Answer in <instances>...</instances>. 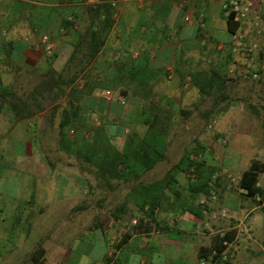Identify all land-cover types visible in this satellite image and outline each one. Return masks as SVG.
<instances>
[{"label":"crops","instance_id":"1","mask_svg":"<svg viewBox=\"0 0 264 264\" xmlns=\"http://www.w3.org/2000/svg\"><path fill=\"white\" fill-rule=\"evenodd\" d=\"M110 1L0 0V39L12 45L8 55L4 56L6 66H0L1 75L6 77L5 72L11 68L38 75L47 69L61 72L76 43L73 35L84 39L93 25L95 11ZM114 1V29L109 32L95 60L82 65L79 76L88 74L94 79L108 71V63L116 62L115 66H121L122 59L134 65L144 61L145 72L161 74L157 83L151 80L145 85L146 89L150 88V94L156 96L154 102L167 98L178 111H182L197 97H188L192 91L188 84H179L180 77L175 73L176 59L180 56L204 59L211 47L214 58L229 47V34L221 9L223 0ZM250 1L253 13L264 18V0ZM198 15L202 16V28L197 25ZM251 20V17L247 19L249 27ZM64 21L73 24L71 30L62 29ZM42 35L54 44L49 56L32 48ZM244 35L246 40H255L262 45L264 25L260 24L258 33L250 28ZM236 60L232 55V63ZM168 66L173 70L170 84H166L169 82L165 83L162 76ZM75 84L79 89V83ZM104 90L84 95L82 102L88 105L91 121L98 124L100 118L109 141L120 150L129 131L137 135L144 132V127L139 124L142 117L138 116V108L149 98L141 94L123 95L116 88L112 92L121 95L123 101L106 103L101 98ZM100 104L104 110L100 111ZM47 110L17 121H11L8 112L0 115V123L5 124L0 126V137L7 144L13 143L6 147L16 164L15 173L11 170L0 173V182L11 177L16 180L13 195L5 196L0 192V202L3 203L0 205V264H104L109 237H115L118 246L115 264H199L201 253L207 252L214 244L215 231L225 229L229 222L241 220L248 235L236 243L232 264L237 262L239 251L249 250L252 246L264 254V229L256 207L250 208L246 198L234 193L223 178L217 183L218 201L209 211L223 208L228 213V220H214L201 210L195 216L174 206L175 198L183 199L189 194V181L184 179L183 173L174 170L178 159L168 161L165 157L136 181L126 184L114 181L113 190L101 188L98 205L91 216L89 199L82 188L85 185L83 177L73 176L69 172L72 167L58 165L49 159L48 152L58 151L57 147L47 149L37 145V139L46 128L42 119L48 114ZM253 120L259 122L260 135L255 150L264 153V115H248L240 119L234 131L226 128L225 117H219L213 139L206 136L200 143V146L204 144L210 148L208 153L204 152L200 163L208 168H219L216 159L221 156V167L229 169L228 161L232 158L239 161L240 156L236 154L239 150H234V141L238 135L251 134L250 122ZM53 121L50 130L57 136V114ZM187 131L184 124L181 133L186 135ZM170 137H174L173 131ZM224 137L227 140L230 137V141L222 149L220 141ZM47 183L53 190L48 196L45 195ZM134 186L137 191H149L147 199L156 201L152 210L146 206L141 210L135 207L133 201L138 195L131 190ZM198 198L193 202L195 205ZM248 254L252 260L254 255Z\"/></svg>","mask_w":264,"mask_h":264},{"label":"trees","instance_id":"2","mask_svg":"<svg viewBox=\"0 0 264 264\" xmlns=\"http://www.w3.org/2000/svg\"><path fill=\"white\" fill-rule=\"evenodd\" d=\"M115 12V7H111L109 3L100 5L95 11L93 25L84 39L80 35H73L76 43L61 72L56 73L47 69L41 75L34 77L31 83L27 82L26 88L6 85L0 72V115L8 112L11 121H17L29 118L48 108L45 118L51 123L54 115L57 114V149L72 157L78 163L79 169L86 171L95 180L96 188L108 190H113L114 181L124 184L136 181L156 163L165 160V150L172 129L181 118L189 114L178 111L172 101L167 98L154 102L156 96L150 94V88L146 89L145 85L151 80L157 83L161 74L145 72L144 61L134 65L122 59L121 66H115L116 62L108 63V71L94 79H90L88 74L79 76L82 65L95 60L109 32L114 29ZM225 25L229 35L235 31L236 23L232 21V14L225 17ZM72 27L73 24L70 21H64L62 29L71 30ZM200 36L198 34V37L202 38ZM11 48V43L0 39V66H6L4 56L8 55ZM82 49L85 51L84 54ZM176 60V75L180 79L187 78L188 88L196 93L197 101L200 104L206 102L208 105V108L200 114L202 119L208 118L213 113L218 115L224 112L231 100L230 90L233 87L231 82H234L235 78L239 79L238 76L232 79L226 73L231 64H235V62L232 63L229 47L216 54L214 58L213 47H211L204 59L199 58L194 61L192 58L180 56ZM110 66H113L111 70ZM30 73L11 68L9 72H5L4 76L9 75L12 81L14 76L20 74L27 76ZM165 75V73L162 74L164 77ZM75 83H79V89L76 88ZM131 85L133 88H130ZM116 88L123 95L141 94L143 97L148 95L149 98L146 104L138 108V116L142 117L139 124L144 127V132L137 135L129 131L124 136L120 150H117L109 141L101 119H97L98 124L91 121L88 105L82 102L84 95L90 96L95 90L111 89L113 91ZM247 105L252 107L250 104ZM98 108L100 111L104 110L101 104ZM262 126L264 128V122ZM202 150L196 142L185 147L178 159L177 168H174L184 174L189 166L194 165L195 178L192 181L188 180L189 194L183 199L175 198L174 206L180 211H186L195 216H198L201 209L197 202L196 205L193 202L197 196L205 194L206 182L214 172L213 168L205 167L203 163L192 164L190 161V155ZM260 172V168L252 161L249 167L239 175L237 186L245 191V194L240 196L253 201L255 196L262 199L261 191L257 186ZM135 187L131 188L132 192L138 195L137 200L133 201L135 207L141 210L146 206L149 211L152 210L156 206V201L147 199L146 193L149 194V191L140 192ZM262 246L264 247V242ZM217 247L218 240L215 237L213 246L207 252L201 253L199 258L204 263L230 264L208 259L209 251Z\"/></svg>","mask_w":264,"mask_h":264},{"label":"rangeland","instance_id":"3","mask_svg":"<svg viewBox=\"0 0 264 264\" xmlns=\"http://www.w3.org/2000/svg\"><path fill=\"white\" fill-rule=\"evenodd\" d=\"M260 24L264 25V18L259 16ZM262 42V45L256 41L258 45V51L255 54V63H258L262 57L264 58V38L260 41ZM194 61H196L199 58H192ZM236 64L240 65L241 61L236 60L235 64H233V67H236ZM38 74L35 72H31L29 75H22L20 74L19 76H14L12 81H10V77L6 76L3 77V81L6 85L9 86L11 84L12 86H16V88L19 87H25L26 88V83L29 82L31 83L34 80V77H37ZM230 77V76H229ZM233 79V77H232ZM165 80V77H164ZM259 81V82H258ZM165 83L166 84H170ZM186 83V79H179V84L183 86ZM187 84V83H186ZM232 88L230 90V96L231 100L228 104L233 105V109L231 111L228 110V106L226 110L218 115L210 114L208 118L202 119L201 113L208 108L207 103L205 104H200L197 100H192L191 104L183 107L182 111H185L186 113H189L188 116L185 118H181L180 121L183 123H177L172 131L174 132V137L169 138V143L167 146V150L165 153V157L168 161H175L179 159L180 153L182 150H184L185 147H189L193 145L194 142L200 143L202 140H204V137H209L210 139H213V134H211L210 131L206 129V125L209 120H215V126L217 125L219 117H225L227 119L226 121V128L227 126L229 127V131H234L236 125H239L240 119H244L246 116H256V115H264V75L261 76L257 81H242L240 79L234 80V82H231ZM19 94V92H18ZM193 96L197 97L196 93L194 91H191L188 97L191 99ZM196 104V105H195ZM247 104H250L252 107L250 108ZM195 105V106H194ZM227 114V115H226ZM47 114H44L43 119H42V124L46 126V128L42 131L40 137L37 139V145H40L44 148H54L57 147L56 145V136L54 135L53 131L51 132L50 127L54 126V121H51L48 123V120L46 117ZM186 125L188 128L187 134L184 135V133H181V130L183 129V125ZM5 125L4 123H0V126ZM250 132L247 134V136H241L238 135L236 137V140L234 141V150L238 151L239 153L236 152L238 156H240L239 161L234 160L233 158L228 161V163L231 165L230 171L233 173L235 176L239 177V174L243 169H246L248 165L254 161L256 165L260 168V173L258 174L257 178V186L261 191L262 194V204H257L255 201L252 199L246 198L247 205L250 206V208L256 207V214L258 215L260 222H261V227L262 230L264 229V153L260 151V149L255 150V145L260 142V135H259V122L257 120H253V122H250ZM214 126V128H215ZM1 128V127H0ZM214 128L212 129V132L214 131ZM10 141V140H9ZM230 137L228 138L226 144L222 145V149L226 148L227 145H229ZM12 146V142H9L7 144V141L3 138L0 137V158L3 157L0 160V163H3V167L0 168V173L2 172H7L8 170H11V172L15 173V160L13 159V156L11 152H8L9 149L6 147L7 145ZM6 147V149H5ZM203 150L201 152H206L208 153V148L204 146V144H201L200 146ZM2 149H4L2 151ZM8 149V151H7ZM242 149V150H241ZM47 156L49 159L54 163L58 162V165L66 164L70 167H72V170L69 172L73 176H79L83 177V180L85 182V185L82 187L83 190L86 192V195L88 196L89 199V209H90V215L93 216V212L95 210V207L97 204V196L99 192V188H96V182L95 180L86 172V171H81L79 169L78 163L70 156L65 155L64 153L58 151H49ZM235 156V154H234ZM221 156L216 159V163L219 168L222 166L221 162ZM72 165V166H71ZM219 168H214V172L217 171ZM184 179L185 178V173ZM187 180V179H186ZM50 184V182H49ZM47 183V186H45L46 193L45 195H52L53 190L52 186H50ZM232 190H234V193H236L235 188L230 185ZM16 188V180H14L12 177L10 179H7L6 181H1L0 182V192L1 195L5 196H11L14 193V190ZM237 194V193H236ZM3 204L0 202V205ZM264 232V230H263ZM258 244V242H257ZM263 252H264V247ZM248 251V252H246ZM252 253L253 259L250 260L249 254ZM236 254V253H235ZM237 262L235 264H260L264 262V254H260L258 251V248L256 246H252L251 249L249 250H243L239 251L237 253ZM235 257V255H234ZM233 260V259H232ZM233 262H230L232 264ZM207 264H212L211 262H207Z\"/></svg>","mask_w":264,"mask_h":264},{"label":"built area","instance_id":"4","mask_svg":"<svg viewBox=\"0 0 264 264\" xmlns=\"http://www.w3.org/2000/svg\"><path fill=\"white\" fill-rule=\"evenodd\" d=\"M111 7H115V1L111 0L109 2ZM221 9L224 16L232 14V21L236 23L235 31L229 35V51L236 59L241 61L238 67L230 66L226 73L230 77L238 76L242 81H257L261 76L264 75V58L260 59L258 63H255V54L258 51V45L255 40H246L244 33L250 28L254 32L258 33L260 29V20L257 15L253 13L252 3L250 0H223ZM116 14L113 15L115 18ZM251 17L250 27L247 24V19ZM197 25L199 28L203 27L202 16L198 15ZM33 50L41 51L44 55L49 56L53 49V42L46 36L42 35L39 39L32 45ZM172 68L168 66L165 69V81L169 82L172 77ZM188 79L186 78V83ZM101 98L104 102L109 103L112 100L117 102L123 101V97L119 94H115L110 90H104L101 93ZM233 105L228 106V110L231 111ZM215 126V120H209L206 129L213 134L212 129ZM227 138H223L220 142L221 144H226ZM204 152H197L196 154L190 155V161L192 164H197L201 162ZM185 178L187 180H194L195 171L194 165L187 168L185 172ZM223 178L231 186L235 188L238 195L245 194L242 188L237 186L239 177L235 176L233 173L228 171L226 168H219L217 171L213 172L207 182L205 194L200 196L197 200V204L201 211L205 214L211 216L212 219L228 220V213L225 209L219 208L215 212L209 211L213 205L218 201V180ZM254 201L257 204H262L263 200L255 196ZM248 235V229L244 221H235L233 223H228V227L223 230L215 231L214 236L218 240V247L216 249H211L208 253V259L211 261H220L221 263H230L234 257L236 251V243L239 239L246 237ZM108 252L106 255L104 264H115L118 246L115 237H109L108 239ZM199 264H204V261H200Z\"/></svg>","mask_w":264,"mask_h":264}]
</instances>
